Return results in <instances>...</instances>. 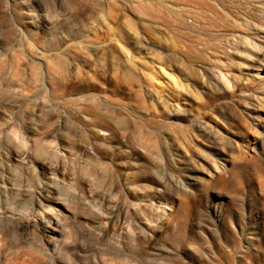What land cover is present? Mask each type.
Here are the masks:
<instances>
[{"label": "rangeland", "instance_id": "1", "mask_svg": "<svg viewBox=\"0 0 264 264\" xmlns=\"http://www.w3.org/2000/svg\"><path fill=\"white\" fill-rule=\"evenodd\" d=\"M0 264H264V0H0Z\"/></svg>", "mask_w": 264, "mask_h": 264}, {"label": "bare ground", "instance_id": "2", "mask_svg": "<svg viewBox=\"0 0 264 264\" xmlns=\"http://www.w3.org/2000/svg\"><path fill=\"white\" fill-rule=\"evenodd\" d=\"M83 1H84V0H83ZM248 75H250V74H248ZM51 164H52V163H51ZM47 165H48V167H50V166H51V165H50V163H49V164H47ZM53 165H55V164H53ZM53 165H52V166H53ZM55 166H56V165H55ZM56 227H57V226H56ZM48 247H49V246H48ZM48 247H47V248H48ZM45 250H48V249H45ZM46 253H47V252H46Z\"/></svg>", "mask_w": 264, "mask_h": 264}]
</instances>
